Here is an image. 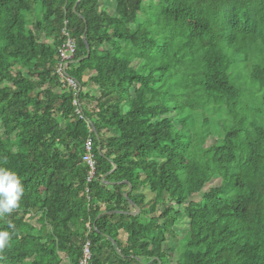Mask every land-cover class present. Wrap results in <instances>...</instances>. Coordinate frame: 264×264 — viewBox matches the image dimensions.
<instances>
[{"label":"trees","instance_id":"1","mask_svg":"<svg viewBox=\"0 0 264 264\" xmlns=\"http://www.w3.org/2000/svg\"><path fill=\"white\" fill-rule=\"evenodd\" d=\"M145 1L0 0V167L24 188L0 264H78L86 241L90 264H264V0Z\"/></svg>","mask_w":264,"mask_h":264},{"label":"built area","instance_id":"2","mask_svg":"<svg viewBox=\"0 0 264 264\" xmlns=\"http://www.w3.org/2000/svg\"><path fill=\"white\" fill-rule=\"evenodd\" d=\"M67 22L64 21L63 29L61 31L64 40L60 44L57 50V58L58 62L56 68L54 70V74L57 76L58 83L65 87L68 91L72 93V105L75 108V114L77 117L82 120L83 115L81 111L80 98L82 97V90L78 83L71 78L67 72L69 65L73 62L74 57L76 55V44L74 40L69 36V33L66 28ZM88 132H91L89 125L87 126ZM81 163L86 167V188L85 192L87 193V186L92 183L95 179L96 172V161L94 158V145L93 140L88 135L83 142V154L81 156ZM85 228L87 230L90 229L89 225L86 224ZM91 261V250L90 243L86 241L81 251V258L78 264H90Z\"/></svg>","mask_w":264,"mask_h":264},{"label":"clouds","instance_id":"3","mask_svg":"<svg viewBox=\"0 0 264 264\" xmlns=\"http://www.w3.org/2000/svg\"><path fill=\"white\" fill-rule=\"evenodd\" d=\"M24 188L20 177L7 168L0 167V217L10 214L19 207L20 199ZM15 225L8 222V228L12 229ZM10 233L0 231V250L8 246Z\"/></svg>","mask_w":264,"mask_h":264},{"label":"rangeland","instance_id":"4","mask_svg":"<svg viewBox=\"0 0 264 264\" xmlns=\"http://www.w3.org/2000/svg\"><path fill=\"white\" fill-rule=\"evenodd\" d=\"M146 3H147V5L148 6H150L151 8H153V6L157 3V0H146L145 1ZM246 85V89L247 90H252L251 89V83H250V81H247V83L245 84ZM139 193H141L140 192V188H138L137 189V191L136 192H134V194H139ZM143 193V192H142ZM145 194V193H144ZM146 195V194H145ZM147 197H150L149 195H147ZM195 199H197V198H195ZM25 222H27V223H30V224H36V218H30V217H28V218H26L25 219ZM185 222H183L182 224H177L174 228H175V233L178 235V237H180V235L181 234H183L184 233V231H185V229H186V225L184 224ZM169 240V239H168ZM179 239H176V240H170V246H171V248H175V246H176V243H178L177 241H178ZM175 257H173V260L172 261H175Z\"/></svg>","mask_w":264,"mask_h":264},{"label":"water","instance_id":"5","mask_svg":"<svg viewBox=\"0 0 264 264\" xmlns=\"http://www.w3.org/2000/svg\"><path fill=\"white\" fill-rule=\"evenodd\" d=\"M73 12H75V9H73ZM83 42H84V44H85V49H86V55L84 56L83 59H87V58L89 57V55H90V49H89L88 44L85 42V37H84V35H83ZM130 190H131V186L129 185V189H128V191L123 195L124 198H127V194L130 192ZM128 203H129V205H130L132 208L135 209V211H134V212H129V213H127V214H128V215H131V216H135V215H137V214L139 213V208H137L136 205H135L134 203H132L131 201H129V200H128Z\"/></svg>","mask_w":264,"mask_h":264},{"label":"crops","instance_id":"6","mask_svg":"<svg viewBox=\"0 0 264 264\" xmlns=\"http://www.w3.org/2000/svg\"><path fill=\"white\" fill-rule=\"evenodd\" d=\"M87 79H88V77H84V81H86ZM89 88H90V90H92V91H96V87H94V86L89 87ZM85 91H86V90H85ZM115 134H116L115 132L111 131V132H109V134H108L107 136H108V137L111 136V135H112V136H115ZM144 193H145V192H144ZM144 193L141 192V193H139V194H134V195H140V194H141L142 196L144 195L145 200H149L150 197H147V195H145L146 193H145V194H144Z\"/></svg>","mask_w":264,"mask_h":264}]
</instances>
